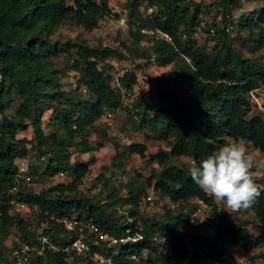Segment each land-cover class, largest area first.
<instances>
[{"label": "trees", "instance_id": "1", "mask_svg": "<svg viewBox=\"0 0 264 264\" xmlns=\"http://www.w3.org/2000/svg\"><path fill=\"white\" fill-rule=\"evenodd\" d=\"M114 1L118 0H0V264H15L13 252L23 247L30 254L28 264H244L230 261L225 247L239 245L251 251L264 243V235L255 236L248 222H238L219 205L203 220L213 234L199 233V220L197 232L183 231L189 218L186 203L214 198L193 183L190 164L178 165L174 158L199 163L229 140L249 141L264 155V101L260 110L251 94L258 98L264 94V62L233 44V34L239 38L258 31L252 48L264 52V0H247L262 4L236 22L232 13L241 6L240 0H126L131 38L120 44L129 57L143 62L118 78L110 60L124 57L122 51L91 45L83 31L75 36L61 32L65 26L97 29L116 13L110 6ZM201 20H207L215 35L199 42L195 32ZM227 25L233 29L227 31ZM142 29L160 31L170 39L155 38ZM152 57L157 66L175 68L157 75L152 80L154 93H137L132 109L126 111L136 130L151 129L157 140L167 142V149L149 156L148 163L156 162L159 168L147 178V187L180 206L164 205L163 213L149 214L142 209L143 184L137 188L128 184L122 194L113 178L101 172L93 184L98 192L83 193L80 187L96 158L78 162L75 156L104 146L103 141L93 145L90 140L97 121L107 111L125 109L121 89L136 88L139 69L151 65ZM72 71L79 76L77 86L66 91L62 79ZM15 97L19 106L9 116L7 109ZM47 111L49 133L43 125ZM27 131L32 132L30 138L18 137ZM101 136L111 139L105 131ZM118 148L117 143L114 166L123 165L127 152L146 157L142 143L130 144L123 152ZM25 159L30 160L28 181L18 166ZM60 172L72 181L50 183L40 191L29 186L28 182H53ZM20 203L36 210L35 222L14 212ZM249 208L264 224L263 188ZM75 215L84 224L66 229L61 220ZM86 222L111 237L141 238L114 245ZM14 231L18 241L10 250L4 243ZM79 239L89 245L87 254L74 252ZM95 252L110 258V263L94 260Z\"/></svg>", "mask_w": 264, "mask_h": 264}, {"label": "rangeland", "instance_id": "2", "mask_svg": "<svg viewBox=\"0 0 264 264\" xmlns=\"http://www.w3.org/2000/svg\"><path fill=\"white\" fill-rule=\"evenodd\" d=\"M207 3H211L214 0H205ZM241 6L233 11V20L236 22L242 15H247L254 8H257L262 3L261 2H253L247 0H240ZM126 0H118L111 3V8L115 9L116 13H112L114 15L106 17L104 21H102L99 27L91 32H87L81 28L69 27L65 26L61 29L63 35L75 36L78 32L83 31L84 35L87 37L89 43L93 46L102 45V46H110L113 48H117L122 51L124 57L120 59H115L114 61L110 60V64L113 66L112 74L116 78L118 73L123 68H135L136 64H142V59H135L129 57L127 53L122 48L120 44L121 41H129L130 35V25L128 24V17L126 16L125 10ZM213 14L208 17V19H213ZM220 15L216 17L219 18ZM215 19V20H216ZM233 44L239 50H241L246 56H250L254 59L261 60L264 62V52L260 50H253L252 46H254V39L259 36V32L255 31L254 33L245 32L241 36L236 37L233 34ZM199 42H202L201 38H198ZM247 43L248 47L245 45ZM145 45V42L141 43V46ZM145 62V61H144ZM174 65H168L165 67H160L157 65H149L146 64L144 67L139 69L138 74V85L135 86L136 92L139 94L142 91H151L154 93V84L152 80L162 73H170L174 70ZM78 74L74 71L69 73L64 79H62L63 88L66 91L73 90L77 86ZM84 92V91H83ZM259 98V104L263 108V98L264 94ZM157 99V97H155ZM254 102V101H253ZM19 106V100L15 97L12 104L7 109V114L12 116L16 109ZM258 106L261 110L262 108ZM264 109V108H263ZM51 118V111H47L43 117V125L45 126V131L49 133L52 130V127H49L47 124ZM105 131L107 135L111 139H104L101 136V132ZM32 132L27 131L24 133H20L18 137H31ZM91 143L96 145L98 142L103 141L104 146L100 148L98 151L93 153L86 154H78L75 156V160L78 162H88L92 155L95 156V162L89 164L91 168V172L85 176L83 185H81L80 190L86 195L95 194L98 192L99 188H94L93 184H96V179L100 175L101 172H104L106 176L109 178H113L117 187L120 188L122 194H126L125 186L130 184L135 188L139 187L141 184L145 187V193L142 201V209L149 213L154 214L158 212H164V205L169 207V203L156 191L153 190L152 187H147V178L151 175L153 170H158L159 166L156 162L148 163V159L150 154L157 153L160 149H167V142L157 140V135L151 129L149 130H136L135 125L130 121L129 112L124 110H120L115 113L111 119L107 117H103L101 120L97 121L96 130L92 132L90 137ZM117 143L119 145L118 150L120 152L125 151L126 147L133 143H142L147 146L146 157H141L138 154H130L129 152L125 153V157L123 159V165H113L112 162L114 157L116 156V146ZM243 143V142H241ZM249 152L252 154L254 158V171L264 172V156L257 151L255 148H250ZM192 160L187 157H177L174 158V162L178 165L191 164ZM18 166L20 168L21 176L26 178V173L30 168V160H19ZM30 176L28 175L26 180L28 181ZM72 178L60 175H57L53 182H47L45 184L29 183V186L33 187L36 191H40L42 189L48 188L50 183L56 182H64L70 183ZM153 197V203H150L146 200L148 196ZM220 208L224 209L230 217L236 219L238 222H248L249 230L255 235H264V224L260 223L256 217L254 210L240 209L236 212H232L229 209L224 208L223 202H218ZM14 212H20L24 219L35 222L34 214L36 210H32L29 208L18 210L16 206L14 207ZM207 221V220H205ZM204 222V221H203ZM201 232L203 234H213V231L210 226L205 223H202ZM18 241V233L14 231V233L5 240L4 245L7 246L8 249H12L14 247V242ZM258 248H254L250 251L244 250L239 245H231L225 247V255L230 261H237L244 264H264V243L260 244ZM14 250V249H12ZM262 253V254H261Z\"/></svg>", "mask_w": 264, "mask_h": 264}, {"label": "clouds", "instance_id": "3", "mask_svg": "<svg viewBox=\"0 0 264 264\" xmlns=\"http://www.w3.org/2000/svg\"><path fill=\"white\" fill-rule=\"evenodd\" d=\"M253 167L254 158L246 147L229 140L199 163L192 160L189 173L201 190L236 212L251 207L261 196L262 188L251 174Z\"/></svg>", "mask_w": 264, "mask_h": 264}, {"label": "built area", "instance_id": "4", "mask_svg": "<svg viewBox=\"0 0 264 264\" xmlns=\"http://www.w3.org/2000/svg\"><path fill=\"white\" fill-rule=\"evenodd\" d=\"M111 10H112V12H115V9L111 8ZM149 11L151 12V10H149ZM232 29H233V27L231 25L226 26L227 31H231ZM142 32L144 34H152L153 36H155V38L162 37L165 39H170V37L167 34H163L160 31L152 32V31H149L147 29H142ZM214 35H215V29L213 27L208 26L207 20H201L199 22V24L196 26L195 37L197 39L201 38L202 40H205L209 36H214ZM112 61H114V60H112ZM151 65H156V61H155L154 57H152V59H151ZM128 70L133 71L134 68H123L118 73L116 78H118L119 76H123V74L125 72H127ZM251 94H252V99H253L254 103H256L259 107H261L259 104V98L255 95L254 92H251ZM136 95H137L136 89H134L133 91H128L124 88L121 89L122 105L125 109H127V108L132 109ZM114 114H115L114 112L107 111L105 114V117H107L108 119H111L114 116ZM241 142H243V143H241ZM239 143H241L243 146H245L248 152H249L250 148H254L249 141L242 140V141H239ZM251 174L254 177L255 182L258 185H260L261 188L264 189V172L254 171L252 168ZM59 175L61 177H63V176H65V173L60 172ZM146 200L150 203H153L154 199L152 196L149 195L146 198ZM164 200L168 201L169 207H171L172 209H176L180 206L179 203L171 202L169 200V198H167V197H164ZM215 205H219L215 199H213V201H211V202H206L201 198H194V199L190 200L189 202H187L186 207L184 209V213L186 216H189V218L186 219L184 222L183 231L184 232H188V231L197 232L196 228L194 227L195 224L197 223V220H199V223H203V220L208 217L210 211L213 209V207ZM26 207L27 206L23 203L16 204V208L18 210L25 209ZM61 221H62L63 225L65 226V228L68 230H73L75 227H77L81 224H84L83 221L77 215L72 216L70 218L69 217L64 218ZM85 224L87 227H89V229L92 232H94L97 236L101 237L102 240H109L110 243L114 244V245L125 244L129 241H132V240L135 241V240H137V238L138 239L141 238V236L139 234L137 235L136 238H132L130 236H126V237H122V238L111 237L108 234L103 233L95 223H93V222L87 223L86 222ZM212 231H213V229H212ZM199 233H202L201 229L199 230ZM73 250L76 254L84 255V254H87V252L90 250V247L84 239H79L76 242H74ZM13 255H14L13 260H14L15 264H28L29 263L30 254H29L27 247H23L21 249L14 250ZM93 259L98 261V262H101V263H110V258H106L98 252L93 253Z\"/></svg>", "mask_w": 264, "mask_h": 264}, {"label": "crops", "instance_id": "5", "mask_svg": "<svg viewBox=\"0 0 264 264\" xmlns=\"http://www.w3.org/2000/svg\"><path fill=\"white\" fill-rule=\"evenodd\" d=\"M255 151H257V149H255ZM258 152L260 153V151L258 150ZM256 248H258V249H261L259 246L258 247H256ZM251 252V251H250ZM262 254V253H261ZM263 254H264V252H263ZM262 254V255H263ZM255 264V263H254Z\"/></svg>", "mask_w": 264, "mask_h": 264}]
</instances>
